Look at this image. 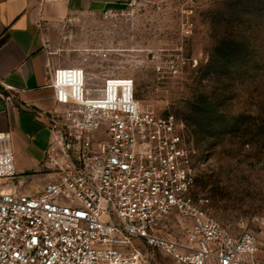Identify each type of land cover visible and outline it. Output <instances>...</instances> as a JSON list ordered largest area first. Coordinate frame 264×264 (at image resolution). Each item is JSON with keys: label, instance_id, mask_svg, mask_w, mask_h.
<instances>
[{"label": "built area", "instance_id": "obj_1", "mask_svg": "<svg viewBox=\"0 0 264 264\" xmlns=\"http://www.w3.org/2000/svg\"><path fill=\"white\" fill-rule=\"evenodd\" d=\"M53 87L58 107L36 116L50 130L45 167L55 178L39 192L23 190L11 133L0 132V264H146L144 246L179 264H264V217L260 231L235 235L210 215L209 199L193 195L185 122L145 109L133 78L100 64L58 67ZM175 226L179 235L168 234Z\"/></svg>", "mask_w": 264, "mask_h": 264}, {"label": "rangeland", "instance_id": "obj_2", "mask_svg": "<svg viewBox=\"0 0 264 264\" xmlns=\"http://www.w3.org/2000/svg\"><path fill=\"white\" fill-rule=\"evenodd\" d=\"M113 9L112 20L60 24L49 43L56 67L100 64L133 78L145 109L185 122L197 152L193 195L208 198V212L231 233L260 231L264 0H137ZM237 41L244 59L227 61L224 45ZM94 50L108 51L109 58L99 59ZM176 229L167 233L178 236ZM143 249L146 264H179L157 248Z\"/></svg>", "mask_w": 264, "mask_h": 264}, {"label": "crops", "instance_id": "obj_3", "mask_svg": "<svg viewBox=\"0 0 264 264\" xmlns=\"http://www.w3.org/2000/svg\"><path fill=\"white\" fill-rule=\"evenodd\" d=\"M123 1L0 0V132L11 133L17 177L24 191L39 192L55 178L45 167L50 130L37 118L36 110L58 107L53 87L58 61L49 44L56 29L66 19L95 23L105 9ZM5 95L12 103L4 100Z\"/></svg>", "mask_w": 264, "mask_h": 264}, {"label": "trees", "instance_id": "obj_4", "mask_svg": "<svg viewBox=\"0 0 264 264\" xmlns=\"http://www.w3.org/2000/svg\"><path fill=\"white\" fill-rule=\"evenodd\" d=\"M226 50L228 51L227 54V61L233 60L234 62H239L242 61L244 58L242 52L244 50V46L243 43L240 41H237L236 43H234L233 45L230 44H226L224 45ZM243 46V47H242Z\"/></svg>", "mask_w": 264, "mask_h": 264}, {"label": "bare ground", "instance_id": "obj_5", "mask_svg": "<svg viewBox=\"0 0 264 264\" xmlns=\"http://www.w3.org/2000/svg\"><path fill=\"white\" fill-rule=\"evenodd\" d=\"M69 80H70V81H69ZM73 81H74V77H73V76L70 77V78H67V77H66V83L68 84V85H67V89L72 88V87L69 86V84H72Z\"/></svg>", "mask_w": 264, "mask_h": 264}]
</instances>
